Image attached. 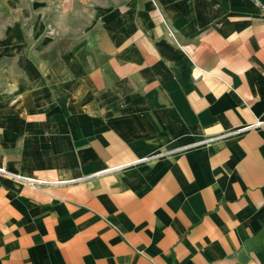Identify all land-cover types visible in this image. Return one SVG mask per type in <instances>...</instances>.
Here are the masks:
<instances>
[{"label":"crops","instance_id":"obj_1","mask_svg":"<svg viewBox=\"0 0 264 264\" xmlns=\"http://www.w3.org/2000/svg\"><path fill=\"white\" fill-rule=\"evenodd\" d=\"M52 8L0 0V264H264V0Z\"/></svg>","mask_w":264,"mask_h":264},{"label":"built area","instance_id":"obj_2","mask_svg":"<svg viewBox=\"0 0 264 264\" xmlns=\"http://www.w3.org/2000/svg\"><path fill=\"white\" fill-rule=\"evenodd\" d=\"M48 33L49 34H56V31L52 28V26L48 25ZM1 172V169H0ZM19 179L26 184H29L31 186H45V185H53L57 184V182H50V181H44V180H37L26 176H20Z\"/></svg>","mask_w":264,"mask_h":264},{"label":"rangeland","instance_id":"obj_3","mask_svg":"<svg viewBox=\"0 0 264 264\" xmlns=\"http://www.w3.org/2000/svg\"><path fill=\"white\" fill-rule=\"evenodd\" d=\"M46 2L51 6V7H53L52 9L55 11V10H61L62 9V7H63V2H64V0H46ZM14 6H12V8H13ZM3 11H4V7H3ZM48 23L47 24H45V27H44V33H45V35H47V36H55L56 34H49L48 33ZM52 26V28L56 31V27H54L53 25H51Z\"/></svg>","mask_w":264,"mask_h":264}]
</instances>
